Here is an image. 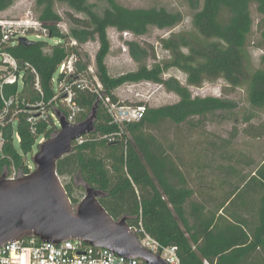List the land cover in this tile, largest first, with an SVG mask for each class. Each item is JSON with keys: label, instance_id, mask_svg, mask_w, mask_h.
Masks as SVG:
<instances>
[{"label": "trees", "instance_id": "trees-1", "mask_svg": "<svg viewBox=\"0 0 264 264\" xmlns=\"http://www.w3.org/2000/svg\"><path fill=\"white\" fill-rule=\"evenodd\" d=\"M16 1L0 0V12ZM55 2L85 19L69 14L72 25L63 33ZM252 6L261 17L257 28L264 42V0H189L192 31L160 40L169 54L167 61L148 66L147 49L131 42L129 51L138 68L112 76L106 64L111 51L108 29L139 37L150 28L178 26L181 14L165 8H127L116 0H105L103 8L89 0H36V20L47 30L48 38L57 42L49 45L37 40L22 45L19 38L9 37L6 52L18 65L16 73L24 72V79L21 91L16 84L3 87L6 97H16L13 109L18 111L15 129L19 141L12 137V126L5 127L1 165L28 172L25 159L39 147L38 139L47 140L58 132L51 114L65 92L54 87L52 79L57 74V84L64 82L71 88L70 105L80 113L75 121L93 110L96 113L93 132L75 141L71 152L56 163L57 176L72 206L81 200L73 196V186L64 178L78 175L88 187L102 193L99 203L115 221L125 218L129 228L141 227L162 246L175 247L179 264H264V159L257 164L232 143L239 133L253 140L264 136V123H253L258 113L264 115V54L253 68L247 51L254 27ZM89 41L99 45L94 58L97 84L87 82L86 88L78 89L73 83L85 80L87 67L80 61L77 46ZM73 55L77 58L74 73L59 74L60 65ZM27 66L35 70L42 96L35 90V77ZM172 68L185 75L186 86L175 78H163ZM219 79L231 89L245 87L252 110L242 120L244 127L239 130L234 125L227 139L206 131L205 126L210 117H234L237 122L238 104L220 97H192L188 89ZM143 82L164 87L178 101L157 108L144 105L140 121L119 127L112 122L105 99L120 105L115 91ZM37 101L45 104L47 118L34 126L26 122L25 110L27 104ZM69 109L58 112L68 119ZM165 124L173 126V139L159 133ZM180 129L200 130L206 137L191 161L183 155ZM110 136L114 141L107 140ZM192 175L197 179L196 188L190 182Z\"/></svg>", "mask_w": 264, "mask_h": 264}, {"label": "rangeland", "instance_id": "rangeland-1", "mask_svg": "<svg viewBox=\"0 0 264 264\" xmlns=\"http://www.w3.org/2000/svg\"><path fill=\"white\" fill-rule=\"evenodd\" d=\"M35 1L36 0L16 1L11 7L6 9L5 11L0 12V24L11 23V21H35L38 16V12L35 8ZM89 1L90 3L97 5L99 8H103L105 5V0ZM116 2L127 8H165L168 11L180 13L182 16V22L178 26L168 30H158L155 28H150L147 34L139 37H135L129 33H118L114 29H108L107 33L111 44V51L106 59V64L108 66L109 73L112 76L132 72L138 68V64L130 54L129 43H137L141 47L147 49L150 57L148 58L146 63L148 66H151L154 63H163L169 59V54L161 48V39L168 38L171 34L192 31L191 18L193 12L189 7V0H116ZM54 10L62 19V21L58 24V27L63 33H68V30L72 25L69 19V14L80 19H85L84 15L74 13L73 11L68 9L66 5L63 4L55 2ZM251 13L254 20V27L248 39L247 51L251 59V66L253 68H257L259 65V58L262 54H264V42L261 40V33L257 28V23L259 22L261 17L256 13L255 6L251 7ZM1 32L2 30L0 28V36ZM26 38L29 41H45L49 45H53L57 42L54 39L44 36H41L40 39H36L34 35L30 34H28ZM98 46L99 45L97 42L90 41L86 44L77 46L80 61L87 67V73L84 74L85 80H83V83L85 84H87V82H90V85H93V83L97 84V79L95 78L94 58L98 50ZM48 50L49 47L47 46L45 51L47 52ZM54 78H57V74L54 75ZM163 78H175L180 82V84L186 86L185 75L176 69L172 68L166 71L163 75ZM54 87L55 89L57 88L56 82L54 84ZM19 89L21 90L20 83ZM188 89L192 97L226 98L235 101L239 106V109L235 114L238 119L237 122H235L234 117L227 120H223L220 117H210L205 126L206 131L227 139L234 125H236L239 130L244 127L242 120L248 112L250 113L252 111L247 104L245 87L231 89L223 80L219 79L211 82L207 81L200 87L189 86ZM115 94L120 101L119 106L135 107L141 104L142 106L147 105L149 107L157 108L164 105H170L178 101V97L172 92H167L164 87L146 82L124 85L117 89L115 91ZM62 99L55 104L56 110L54 111L52 118L56 123H58V116H63L60 112H58V109H69L68 102L64 101V98ZM70 113L72 121H68L71 124H78L80 122H83L91 115L89 114L85 119H80L76 122L75 119L80 117V113H78L76 110H71ZM253 123H264V115L262 113H258L257 117L253 120ZM14 127H16V122L14 124ZM155 133L158 134L157 131ZM159 133L167 136L169 139H173V126L169 124L162 125V127H160L159 129ZM178 134L181 138L184 137V147L182 146L183 155L186 160L188 159V161H191L193 157H196V154H199V144L202 145L203 140H205L206 137L201 133L200 130L184 132L182 131V129H180ZM55 135L56 134H54L52 137H54ZM232 143L237 151H242L249 157H252L257 164L262 159H264V136L259 140H253L247 138L245 135H243V133H239ZM37 150L38 147L35 146L33 152L30 155H27L25 159V161L32 166V171L35 169L32 158ZM194 172L195 171L191 172V174H193ZM194 175H192V178H190L192 186L196 185L197 181ZM64 182L72 184L74 197H78L80 198V200L83 199L86 194L88 185H86L78 175L65 177ZM194 188L196 187L194 186ZM74 208H76V206H74Z\"/></svg>", "mask_w": 264, "mask_h": 264}, {"label": "water", "instance_id": "water-1", "mask_svg": "<svg viewBox=\"0 0 264 264\" xmlns=\"http://www.w3.org/2000/svg\"><path fill=\"white\" fill-rule=\"evenodd\" d=\"M18 43L34 42L20 37ZM95 119V110L78 124L58 116V132L33 155L35 169L15 181H0V246L30 238L53 244L78 241L144 264H167L140 245L125 218L115 221L105 211L100 191L88 187L74 208L57 176V161L71 152L75 141L93 132Z\"/></svg>", "mask_w": 264, "mask_h": 264}, {"label": "built area", "instance_id": "built-area-1", "mask_svg": "<svg viewBox=\"0 0 264 264\" xmlns=\"http://www.w3.org/2000/svg\"><path fill=\"white\" fill-rule=\"evenodd\" d=\"M2 30L0 36V181H15L17 179L28 176L32 172V166L25 161V166L28 172L23 171L22 168L16 169L11 166L1 165L3 159V148L6 142L4 129L7 126H12V137L14 141H19V136L14 127L15 116L18 113L14 105L16 104V97H6L3 93L5 85H17L18 91L19 83L21 89L23 87L24 72L16 73L18 65L16 61L6 52L9 46V37L20 38L27 37L28 34L34 35L36 39L41 36H47V30L38 22L34 20H26L23 22H12L0 24ZM74 45L75 43L72 42ZM77 58L73 55L63 62L58 73L64 76H70L74 73V65ZM27 70L35 77L34 88L40 96L41 92L38 86V77L32 67L27 66ZM53 84H57L56 79L53 77ZM78 89H84L88 85L83 81H75L73 83ZM58 91H64L65 94L62 98L68 102L72 111L77 110L70 105V98L72 91L70 86L64 82L57 84ZM63 100V99H62ZM105 108L112 118V122L123 127L126 123L138 122L141 120L144 112V106H117L112 104L109 99L104 101ZM28 109L26 122L30 125H36L38 121H45L47 113L43 101H37L33 104H27ZM53 113L51 114V117ZM72 121L70 116L67 121ZM58 127V123H54ZM31 132L34 133L31 127ZM114 137L107 138L109 142L114 141ZM80 138L77 140L80 142ZM45 139L40 137L37 141L38 145L43 143ZM130 230L138 238L140 245L153 255L157 256L167 264H179V259L176 254V248L172 246H162L156 240L147 235L143 229L133 228ZM0 264H144L139 259H126L118 256L110 250L103 248H94L87 243L78 241H68L61 244H53L51 242H36L34 238L24 239L21 241H13L0 246Z\"/></svg>", "mask_w": 264, "mask_h": 264}]
</instances>
